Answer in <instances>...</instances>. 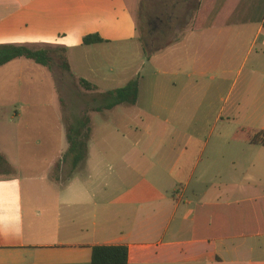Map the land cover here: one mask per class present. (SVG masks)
Masks as SVG:
<instances>
[{"label":"crops","instance_id":"0c3cea01","mask_svg":"<svg viewBox=\"0 0 264 264\" xmlns=\"http://www.w3.org/2000/svg\"><path fill=\"white\" fill-rule=\"evenodd\" d=\"M141 3L0 0V45L66 49L84 91L64 100L54 68L24 58L0 68V264H92L95 246H126L129 264H264V0H201L149 57ZM136 78L137 104L107 110ZM85 115L88 157L64 184Z\"/></svg>","mask_w":264,"mask_h":264},{"label":"trees","instance_id":"16d2710c","mask_svg":"<svg viewBox=\"0 0 264 264\" xmlns=\"http://www.w3.org/2000/svg\"><path fill=\"white\" fill-rule=\"evenodd\" d=\"M142 0L141 9L144 11L145 5ZM201 0H184L183 7L186 10L185 19L187 16L192 13V16H189L192 19L197 10L199 9ZM140 9V10H141ZM177 5L171 9H166L164 13H161L160 17L157 19V25L159 24L161 29L160 31L168 30V32H173V30H177L174 28L179 23L181 24L183 18H179L176 15ZM189 13V14H188ZM157 18V16H156ZM163 23V24H162ZM164 26V27H163ZM179 26V25H177ZM167 27H169L167 29ZM173 28V29H172ZM139 29V24H138ZM181 32V31H179ZM142 42V40H141ZM105 41L99 35H90L84 38L83 44L85 46H91L96 44H102ZM143 43V42H142ZM176 43V39L168 40L166 44L157 47L152 54L163 50L167 47ZM145 52L147 56H151L147 51L145 44H143ZM56 50L50 49L48 47H32L28 45H15V44H7L0 45V68L11 63L17 59H27L35 62L38 65L47 67L49 69H53L56 65L63 66V69L71 73L70 66L67 61L66 49H60L59 51L63 53V57H58L61 59L59 61L55 57ZM61 62V63H60ZM81 86L87 91H95L96 87L91 85L85 80L79 81ZM139 86H140V78H136L131 81L125 87L110 91L105 94V96L109 99L108 104L105 107L107 110H112L120 105H128L135 106L137 104L139 98ZM90 119L87 115H85L81 121L76 125H70L67 127V142L69 145L68 151L63 157L62 163L70 162L71 172L70 175L64 181V184H67L73 177L77 170L86 162L88 157V146L90 142ZM253 142H259L264 146V134H259L255 136ZM60 164L57 166V168ZM92 264H129V251L126 246H95L92 251Z\"/></svg>","mask_w":264,"mask_h":264},{"label":"rangeland","instance_id":"374dc122","mask_svg":"<svg viewBox=\"0 0 264 264\" xmlns=\"http://www.w3.org/2000/svg\"><path fill=\"white\" fill-rule=\"evenodd\" d=\"M183 1L184 0H145L144 1L145 9L144 11H142V9L138 11L137 19H138V24H139V39L142 40L143 44H145L149 54H152V52H154L157 47H160L166 44L168 40L177 37V33H179L180 30L185 28V25L188 23V19L190 18L189 16H192L193 14L190 13V15L187 16V19L184 18V16H186V10H184ZM174 5H177L176 15L181 19L183 18L184 21H182L181 24H179L180 23L179 22L177 24L179 26L177 25L176 27L174 26V28H176L177 30H173L172 33L168 32L169 27H167L168 30L164 31L163 33V30L160 31L163 28L160 27L159 24L158 25L156 24L157 19L158 17H160L161 13L165 12L166 9H171L172 11V8L174 7ZM54 54H55V57L59 61H61V59L58 57H63L62 55L63 53H61L60 51H55ZM23 61H26V60H23ZM60 66L61 64L56 65L54 67L55 79L59 85H60V80H61L63 82H67L66 85L68 86V90H62V93H61L62 98L66 101H69L75 97H78L80 93L83 94L84 91L82 90V88H80L79 84L77 83L78 81L72 78L71 74L68 71L63 69V66L61 67ZM14 86H17V84L15 83ZM1 90H2V86L0 85V93H1ZM13 92L16 95L15 97L23 98L25 96L24 91L18 90V88L17 89L14 88ZM2 96L8 100L14 99V96L11 95V91L10 93L9 91L6 92V95L5 96L2 95ZM51 97L55 99L59 98L58 94L56 97V94H52V93H51ZM111 127L114 128L113 125H111ZM228 129H235V128L230 126L228 127ZM11 130H12L11 133H6V137H10L12 133L15 132V128H12ZM68 173H69V169H67L66 174L63 177V182L66 180V178L70 174Z\"/></svg>","mask_w":264,"mask_h":264}]
</instances>
